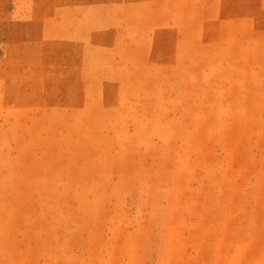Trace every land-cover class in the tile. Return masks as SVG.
<instances>
[{"label":"rangeland","instance_id":"1","mask_svg":"<svg viewBox=\"0 0 264 264\" xmlns=\"http://www.w3.org/2000/svg\"><path fill=\"white\" fill-rule=\"evenodd\" d=\"M0 264H264V0H0Z\"/></svg>","mask_w":264,"mask_h":264}]
</instances>
